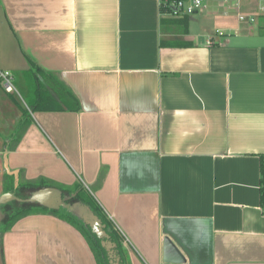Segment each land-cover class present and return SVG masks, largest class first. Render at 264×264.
Wrapping results in <instances>:
<instances>
[{"label":"crops","instance_id":"0c3cea01","mask_svg":"<svg viewBox=\"0 0 264 264\" xmlns=\"http://www.w3.org/2000/svg\"><path fill=\"white\" fill-rule=\"evenodd\" d=\"M162 9L0 0V69L25 102L0 84V196L45 183L69 203L88 187L122 237V248L102 246L109 264H264V1L209 0L187 32L164 24ZM28 58L50 95L66 87L81 110L30 111ZM5 160L17 194L4 191ZM22 204L0 207V264H98L59 216L3 231ZM166 240L181 260L168 259Z\"/></svg>","mask_w":264,"mask_h":264},{"label":"trees","instance_id":"16d2710c","mask_svg":"<svg viewBox=\"0 0 264 264\" xmlns=\"http://www.w3.org/2000/svg\"><path fill=\"white\" fill-rule=\"evenodd\" d=\"M163 12L165 11L162 9ZM164 24H170L179 26L183 29V31H188L189 17H174V18H165L163 20ZM260 30L264 36V17L261 18L260 22ZM29 59V58H28ZM29 63L31 65V74L33 80V92L31 94L30 99H28L27 105L30 111H60L65 108L72 110L74 112H78L81 110L78 99L68 90L66 87H60L65 92L60 94L58 98L53 97L45 90L41 84V78L47 75L42 69L36 65L31 59H29ZM48 76V75H47ZM50 76V75H49ZM60 86L61 84L58 83ZM58 99V101H57ZM261 187H260V201L261 207L263 208L264 213V156L261 157ZM6 178L9 180V183L5 186V192H15L16 194L21 189V184L17 188L14 186V177L6 175ZM48 185L45 183H29L27 188L36 191L42 188L47 187ZM73 192H76L77 195L75 198L71 199L69 203L81 202L86 206L90 207L91 210L102 220L103 225H105V231L109 235L110 240L117 244L118 248H122V237L120 233L117 231L113 223L109 220V218L103 213L100 207L97 205L94 197L83 187L81 183H78ZM37 213H50L56 216H59L61 219L67 221L75 228H77L85 237L95 257L97 259L98 264H109L106 258V252L102 248L101 240L95 235L91 228L86 226L81 220L78 219L74 214L61 209L59 211L49 210L40 205H29L22 204L19 209L11 212L6 218L3 231H9L12 229L14 224L20 219L37 214ZM122 252V251H121Z\"/></svg>","mask_w":264,"mask_h":264},{"label":"water","instance_id":"95a60500","mask_svg":"<svg viewBox=\"0 0 264 264\" xmlns=\"http://www.w3.org/2000/svg\"><path fill=\"white\" fill-rule=\"evenodd\" d=\"M6 172L15 178V186L19 185V174L17 171H10L7 160H5ZM69 199L66 198L62 192L54 188H44L31 193L26 199H19L14 194L8 193L0 196V207L11 202L18 201L23 204L29 205H40L49 210H60L64 209L81 220L86 226L90 227L92 232L97 235L101 240L102 246L108 250L114 247L109 241V235L105 231V225L102 220L91 210L90 207L86 206L81 202L68 203ZM0 216L2 213L0 211ZM165 250L168 255V259H174L176 261L181 260V256L171 242L165 241ZM111 254V253H110Z\"/></svg>","mask_w":264,"mask_h":264},{"label":"built area","instance_id":"2783aa9c","mask_svg":"<svg viewBox=\"0 0 264 264\" xmlns=\"http://www.w3.org/2000/svg\"><path fill=\"white\" fill-rule=\"evenodd\" d=\"M208 1L209 0H159L161 7L165 10L163 12L164 16L169 18L184 16L190 17L198 14L206 6ZM223 1L227 4L240 2V0ZM241 19L244 20L243 17H241ZM208 44H212V40L208 41ZM0 84L9 94L18 92L14 84V77L9 71L0 69ZM86 188L89 190L88 187Z\"/></svg>","mask_w":264,"mask_h":264},{"label":"rangeland","instance_id":"374dc122","mask_svg":"<svg viewBox=\"0 0 264 264\" xmlns=\"http://www.w3.org/2000/svg\"><path fill=\"white\" fill-rule=\"evenodd\" d=\"M15 87H16V85H15ZM16 89H17V91L18 92H14V96L15 97H17L18 99H19V101L23 104V106L25 105V102H24V100H23V98H22V96H21V94L19 93V90H18V88L16 87ZM4 94V93H3ZM3 94H1L0 93V101H1V95H3ZM5 95V94H4ZM18 197L19 198H21V199H26V198H28L29 197V194L27 193V192H23V193H19V195H18ZM17 207H16V205H13L12 207H11V210L9 211V212H11V211H13L12 209H16Z\"/></svg>","mask_w":264,"mask_h":264}]
</instances>
